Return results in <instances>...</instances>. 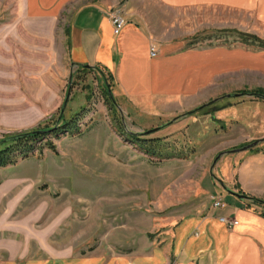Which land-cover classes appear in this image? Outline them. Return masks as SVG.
I'll return each instance as SVG.
<instances>
[{"label":"rangeland","instance_id":"obj_1","mask_svg":"<svg viewBox=\"0 0 264 264\" xmlns=\"http://www.w3.org/2000/svg\"><path fill=\"white\" fill-rule=\"evenodd\" d=\"M131 1L115 7L125 20ZM138 3L156 54L157 44L164 42H180L185 49L264 53V20L256 6L238 4L226 10L209 5L164 8L155 0ZM69 16L67 12L65 25L53 27V36L47 33L41 43L17 25L20 0H0V140L60 122L71 126L0 168V264L63 254L104 262L148 256L169 243L175 225L218 209L214 198L228 206L224 189L240 193L235 160L246 145L237 147L234 123L226 118L223 126L217 124L211 116L217 120L218 114L210 113L225 99L196 115H184L218 98L254 90L223 94L188 109L125 110L110 80L68 62ZM148 131L152 133L145 135ZM47 142L54 151L39 148Z\"/></svg>","mask_w":264,"mask_h":264},{"label":"crops","instance_id":"obj_2","mask_svg":"<svg viewBox=\"0 0 264 264\" xmlns=\"http://www.w3.org/2000/svg\"><path fill=\"white\" fill-rule=\"evenodd\" d=\"M122 0H20L22 19L17 22L33 39L52 37L53 27L63 26L66 13L68 62L73 68L99 67L110 76L114 96L125 110H167L176 105L188 109L239 90L264 91V53L221 47L185 49L180 42L157 44L141 23L138 1L126 6V24L114 35L109 13ZM164 8L213 6L230 10L238 4L258 7L264 20V0H155ZM46 27L49 28L46 32ZM225 99L210 113L212 121L234 123L237 147L264 138V101ZM163 107V108H162ZM127 111V112H128ZM234 175L238 192L264 201V143L237 155ZM231 163V161H230ZM229 202L203 217L186 218L169 232L170 241L148 256L107 262L100 258L8 260L3 264H264V206L250 200L223 196ZM220 218L235 219L227 228Z\"/></svg>","mask_w":264,"mask_h":264},{"label":"trees","instance_id":"obj_3","mask_svg":"<svg viewBox=\"0 0 264 264\" xmlns=\"http://www.w3.org/2000/svg\"><path fill=\"white\" fill-rule=\"evenodd\" d=\"M79 71H83L84 73L90 72V71H98L101 76L104 78V76L106 77V79H110V76L108 74H103V70H101L99 67H86V66H80L79 67ZM247 94H254L256 96H264V91L262 90H254V91H249V92H241L238 94H233V95H247ZM240 96H236V97H222V99H231V98H238ZM222 99H216L214 100L211 104H209L207 107L196 111L195 113H193L192 115H196L200 112H203L205 109H208L210 107H213L214 105H216L217 103L220 102V100ZM256 99H260V98H256ZM61 125L58 126L56 125V127H52V128H44L42 130H35V131H31V132H26V133H22V134H17L14 136H10V137H6L3 138L2 140H0V168L6 167L8 165L14 164L17 158H24L26 157L27 153L32 149V145L36 142H39L43 139H45L47 136H53V137H57L58 134L60 133H64L67 131V129H69L71 126H69V124H64L62 122H60ZM75 122L73 121L72 124H74ZM65 125V126H63ZM65 129V130H64ZM136 141H144L141 140L139 138H136L134 136V138ZM147 141V140H145ZM142 145H144L143 142H141ZM264 143V142H263ZM48 148L52 151H54L53 145L50 142L45 143L44 145L40 146L39 148ZM255 204L257 205H261L257 202H255V200L257 201V199L253 198ZM263 206V205H261Z\"/></svg>","mask_w":264,"mask_h":264},{"label":"water","instance_id":"obj_4","mask_svg":"<svg viewBox=\"0 0 264 264\" xmlns=\"http://www.w3.org/2000/svg\"><path fill=\"white\" fill-rule=\"evenodd\" d=\"M86 67H88V66H86ZM108 95H109V98H110V100L112 101V103L115 104V100H114L112 94H111L109 91H108ZM68 96H69V90L67 91V95H66V98H65L64 103H63V108H64L65 105H66V102H67V100H68ZM236 96H240V97L248 96V97H251V98H260V99L264 100V96H256V95H254V94H247V95H228V96H226V97H229V98H230V97H236ZM219 99H222V98H219ZM212 102H213V101H212ZM212 102H209V103H207V104H205V105H203V106H200V107H198V108H196V109H194V110L188 112L187 114L184 115V117H185V116H191L193 113H195L196 111L201 110V109L207 107V106H208L209 104H211ZM63 108H62V109H63ZM150 133H152V131L145 132L144 134H145V135H149ZM263 142H264V138H262V139H260V140H256V141L252 142L251 144H248V145H246V146L240 148V149L237 150V151H248V150H250V149L256 147L257 145H259V144H261V143H263ZM234 151H236V150H234ZM221 155H222V154H219V155L215 158V160L213 161V164H212V168H213L214 164L217 162V160L220 158ZM224 190H225L229 195H231V196H233V197H235V198H237V199H239V200H250V201L254 202V199H253V198H250L249 196H246V195L241 194V193L233 192V191L228 190V189H224ZM255 202H257V203H259V204H261V205L264 206V201H262V200H258V199H257V201L255 200Z\"/></svg>","mask_w":264,"mask_h":264},{"label":"built area","instance_id":"obj_5","mask_svg":"<svg viewBox=\"0 0 264 264\" xmlns=\"http://www.w3.org/2000/svg\"><path fill=\"white\" fill-rule=\"evenodd\" d=\"M109 18L113 28V34L114 35L120 34V32L122 31V29L126 24V20L124 18V15L122 14V11L117 8L110 10ZM149 49H150L149 50L150 57H155L156 56L155 47L152 45L150 46ZM214 206L219 209V208H223L225 205L224 202L221 200V198H214ZM220 222H222L227 228H232L235 225H237V221L234 219L220 218Z\"/></svg>","mask_w":264,"mask_h":264}]
</instances>
